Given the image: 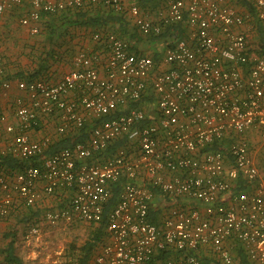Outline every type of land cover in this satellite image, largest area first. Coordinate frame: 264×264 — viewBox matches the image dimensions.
Segmentation results:
<instances>
[{
  "label": "built area",
  "instance_id": "1",
  "mask_svg": "<svg viewBox=\"0 0 264 264\" xmlns=\"http://www.w3.org/2000/svg\"><path fill=\"white\" fill-rule=\"evenodd\" d=\"M23 1L0 0V16ZM26 1L19 23L31 35L40 32L42 14L101 4L127 15L144 36L175 23H184L186 36L166 43L155 60L107 33L103 63L98 54L78 51L73 69L55 82L18 80L26 94L15 98L10 115L0 111V156L40 163L0 171V215L33 206L40 190L72 189L64 206L43 213V225L29 226L27 241L37 240L44 226L104 221L105 241L92 264H202L205 249L221 264H234V242L264 264V178L247 142L248 133L258 132L264 144V58L252 41L253 21L264 25V0H251L255 17L229 0H167L157 21L120 0ZM41 115L58 120L33 139ZM85 119L92 121L85 140L43 156L55 136L69 125L80 130ZM239 177L252 184L249 191L233 192ZM120 178L117 203L104 216ZM151 208L162 213L158 222L150 219Z\"/></svg>",
  "mask_w": 264,
  "mask_h": 264
},
{
  "label": "crops",
  "instance_id": "2",
  "mask_svg": "<svg viewBox=\"0 0 264 264\" xmlns=\"http://www.w3.org/2000/svg\"><path fill=\"white\" fill-rule=\"evenodd\" d=\"M120 1H122V3L126 6L132 4L137 5L140 8V11L153 21H157L159 13L164 12L167 7V0H152L148 4H141L138 0ZM229 4L235 6L239 12H247L245 8L236 5L233 0H229ZM97 5L101 4L86 5L85 7L79 9H82V11H86L87 13H95L98 12L99 9L97 8L99 7L101 8L100 10L112 12L109 8H102ZM27 8V1L24 0L21 6L10 7L0 16L1 65L5 71V76L10 77L8 79V88L4 89L0 86V111L6 113L7 115L12 113V105L15 98L18 96L25 97L26 94L24 90L17 88V81L20 80L18 77H20V75L27 76L29 72L36 67L34 62L37 60V57L45 56L48 51L51 53L46 56L48 62L47 69L40 77H43L42 79L47 80L48 82H55L60 79L65 72L73 69L72 60L78 51L98 54L100 62L103 63L106 58V54L108 53L107 44L104 41V36L107 33H114L115 35L124 38L130 46V52L133 54L144 53L150 56H161L163 48L166 44V42H151L150 39L147 40V36L142 35L137 30L136 26L129 19V17L121 13L118 14L122 16V22L114 25L110 24L109 26L106 25L104 28L102 27L103 29L100 28L99 30H96V28L88 26L81 21L75 22L77 20L75 19V15L72 13H66V15H63L62 18L65 17V19L61 18L62 20H60V18H58L59 20H52L50 15L54 14H42L38 23L40 32L35 34V36H32L28 32V27L21 25L18 21L19 17L24 14ZM63 12L64 11L56 14H62ZM106 12L103 14L106 15ZM259 24L261 29L264 28L263 24ZM56 26L66 30V32L62 31L60 35H58L59 33H53L50 35V29ZM180 26L183 31L175 34V31L172 30L171 38H168L167 40L168 43L175 40V35L176 37L179 35L180 37L178 38L186 36V26H184V23H181ZM94 32H99L102 35V39L94 40L92 38ZM255 37L258 39L257 32H255ZM10 44H16L20 47L17 51L14 49L10 50V47L7 50L6 47ZM22 46H25L26 48L21 50ZM21 51H23V54H21ZM25 52L27 53L26 56L24 55ZM39 117L38 125L29 134L33 139H38L45 135L49 129L48 127L50 126L51 128L58 120L56 115H41ZM91 122L92 121L90 119H85L83 127L81 128L85 129L86 138L92 124ZM78 131L79 130L76 131L72 129L69 125L63 137H69L73 142L76 140L74 137ZM61 138H57L55 136V138L52 139L53 142L51 144L53 145ZM260 147L264 154V144L261 143ZM262 161L263 162L260 163L262 170L260 167L259 170L264 178V160ZM249 187L251 189L252 184H250ZM69 194L71 195L70 191L60 190L56 193L47 195L40 190L39 199L33 206L27 207L20 204L14 207L8 214L3 216L0 215V260L4 258L3 250L7 248L9 243H11L14 255L17 256L22 264H47V262H49V258L51 257H53V259L48 264H76V262L77 264H92L94 255L99 250L101 244L105 241L106 231L103 222L87 223L72 220L67 224L60 222L55 226H52L50 228L52 231L50 232H54L53 237H55V234L59 231H63L61 236H67V238L65 241L64 238H62L64 241L61 242L63 246H56L53 250L54 252L51 251L53 254L50 252V256L49 253H42L47 251L45 248L48 247V243L45 239L48 235L51 236V234L46 232L47 230L43 229L37 240L32 238L27 241L26 235L29 226L35 222H40L42 224L44 222L42 219L43 213L47 210H54L64 206L68 201L70 196ZM161 214L162 213L159 210L160 217ZM77 224H83L85 231H81L82 235H84L82 237V242H78L75 245L74 237L76 236V233H78V230L76 231L74 228ZM66 226L67 229L64 230ZM68 235H70L69 238ZM88 242H92V249L90 250L86 260L83 261L85 253L83 247ZM233 245L234 248L232 249V254L234 264H241L238 257L239 255L237 256L236 252L238 251V247L242 249L243 247L239 243L235 242ZM59 246L60 248L58 249ZM199 256L200 259H208L209 264H221L209 249L201 251Z\"/></svg>",
  "mask_w": 264,
  "mask_h": 264
},
{
  "label": "trees",
  "instance_id": "3",
  "mask_svg": "<svg viewBox=\"0 0 264 264\" xmlns=\"http://www.w3.org/2000/svg\"><path fill=\"white\" fill-rule=\"evenodd\" d=\"M141 4H145V3H149L152 0H138ZM233 2H235L236 5L243 7L247 10V12L250 14V16L255 17V7L252 3L251 0H233ZM139 4V3H138ZM100 7H105L108 9V7L103 6V5H97ZM99 9L98 12L95 13H87L86 11H82V9H77V8H73V9H68L67 11H64L62 14H54V15H50V18H52V20H59L58 18H60V20L65 19L62 18L63 15L70 14L72 13L73 15H75V19L78 21H81L82 23L88 25V26H92L94 28H96V30L100 29V28H104V26L106 25H114L117 23L122 22L123 18L120 14L114 12L113 10H110L108 12H106L105 10H100L101 8H97ZM106 12V15H104L103 13ZM58 16V17H57ZM62 18V19H61ZM74 22V23H75ZM253 23L256 25V32L258 35V39H257V52L264 58V28H260V24L257 21H253ZM258 26V27H257ZM102 28V29H103ZM182 27L180 26V24H172L170 26H167L164 28L163 32L157 36H153V35H149L147 36V40L150 39L151 42L157 41V42H167L168 38H171V34H172V30L175 31L176 33H181L183 30L181 29ZM62 31L66 32V30L59 28L58 26L53 27L50 29L49 34L52 35L53 33H59L58 35H60L62 33ZM174 34V35H175ZM178 37H180L178 35ZM178 37H176L175 35V39H178ZM49 41H50V37H49ZM51 52L48 51L46 52L45 56H39L37 57V60L34 62L35 64V68L32 69L31 72H29V74L27 76H23L20 75V77H18V79L20 80H24L26 82L35 80V79H42L43 77L42 74L45 72V70L47 69V58L46 56H48ZM160 56H152V58H154L155 60H157ZM10 77L9 76H3L2 79H0V84L2 83L3 80H8ZM76 140H74L73 142L71 141L72 139H70L69 137H62L61 139H59L56 143H54L53 145H51L50 147H48L44 153L43 156L46 155H50L53 154L54 152H56L57 150L61 149V148H69L71 147L75 142L78 141H82L85 140L86 138V132L85 129H80L77 134L74 137ZM124 144V141H114L112 144L109 145V147L107 148V150H105L103 152V154L100 156V158L103 157H108L111 156L120 146H122ZM213 147L215 148H219L218 145H213ZM40 163V159L39 157H34V158H30L28 160H21L18 159L16 157L13 156H0V171H3L5 173H10L13 174L15 172H18L28 166H39ZM125 178H120L117 182H115L114 184H112L111 186V195L107 201V203L105 204L104 207V216L107 213V211H109L112 207L115 206V204L117 203L118 197H119V193L121 191V188L124 184ZM250 184L247 183L245 180H243L241 177H239L237 179V184L236 187L234 188L233 192H242V191H249L250 190ZM151 190L153 192H155L156 190L151 188ZM67 191L71 192V195L73 193L72 189H69ZM70 195V194H69ZM71 195L69 197H71ZM69 199V198H68ZM150 219L154 222H158L160 220V216H159V209L154 210L153 208L150 209ZM104 223V221H102ZM84 248V260H86V258L88 257V254L90 252V250L92 249V242H88L85 244ZM3 254H4V258L0 260V264H22L21 261L17 258L16 255H14V252L12 250V244L9 243L7 248H5L3 250ZM237 256L240 259V263L241 264H254L253 261H251L249 258H247L245 252L243 251L242 248L238 247V251L236 252ZM249 259V260H247ZM202 264H209V260L208 259H201Z\"/></svg>",
  "mask_w": 264,
  "mask_h": 264
},
{
  "label": "rangeland",
  "instance_id": "4",
  "mask_svg": "<svg viewBox=\"0 0 264 264\" xmlns=\"http://www.w3.org/2000/svg\"><path fill=\"white\" fill-rule=\"evenodd\" d=\"M32 36H35V35H32ZM252 41H256V37H253ZM254 44H255V42H253V45ZM9 47H10V50L14 49L15 51H17V49L20 46H18L16 44H13V45L10 44L8 47H6V49L8 50ZM23 48H26V47L25 46H22L21 50ZM22 52L23 51H21V54H23ZM24 55L26 56L27 53L25 52ZM248 134H247V142L249 144V149H250L251 155H252L253 159L256 161V163L260 167V163L263 162L262 160H264V154L261 151V147H260L261 146V138H262L263 135L261 133H258V132H251V133H248ZM260 169L262 170V167H260ZM42 224H44V222ZM50 228L51 227L44 226V229L47 230L46 232L49 233V234H51V236L48 235V237L45 239V241L48 243V247L45 248V250H47V251L42 252L43 254H48L49 253V256H50V252L51 251L54 252L53 250H54V248H56V246H58V245L63 246L61 242H64L65 239L67 238V236L66 237H62L61 236V234L63 233V231L62 232L59 231L57 234H55L56 236L53 237L54 232H50V231H52V229H50ZM66 229H67V226H66V228L64 230H66ZM74 229L76 231L78 230V233H76V236L74 237V240H75L74 241V244L76 245V243L82 242V239H83L82 237L84 235H82L81 231L82 230L85 231V227L83 226V224H77V226ZM69 236L70 235H68V238H69ZM62 238H64V241L62 240ZM60 246L58 247V249L60 248ZM54 257H55V255H54ZM52 259H53V257L49 258V262H51ZM49 262H47V264ZM76 264H77V262H76Z\"/></svg>",
  "mask_w": 264,
  "mask_h": 264
}]
</instances>
